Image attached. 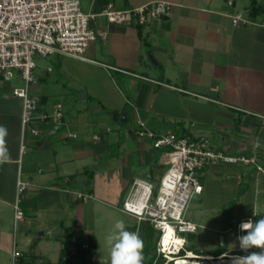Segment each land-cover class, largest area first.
I'll use <instances>...</instances> for the list:
<instances>
[{"label":"crops","instance_id":"1","mask_svg":"<svg viewBox=\"0 0 264 264\" xmlns=\"http://www.w3.org/2000/svg\"><path fill=\"white\" fill-rule=\"evenodd\" d=\"M156 1L172 4L170 15L143 26L99 16L108 3L126 10ZM255 1L262 10L251 15V0H80L84 14L97 15L91 26L108 38L92 43L86 59L53 55V66L35 73L37 114L62 112L60 120L34 124L37 136L22 133V100L0 79V125L12 158L0 165V264L10 263L13 250L16 264H90L83 244L94 264L110 260L109 246L101 258L107 209L120 211L134 179L160 182L166 165L164 152L159 164L157 149L135 134L140 123L156 135L186 132L207 138L216 152L252 158L202 170L200 196L209 184L220 194L244 181L259 207L231 222L264 219V0ZM18 179L29 186L20 203L25 218L14 228ZM72 191L93 198L82 202ZM240 197L236 214L244 210ZM142 223L126 230L145 231Z\"/></svg>","mask_w":264,"mask_h":264},{"label":"built area","instance_id":"2","mask_svg":"<svg viewBox=\"0 0 264 264\" xmlns=\"http://www.w3.org/2000/svg\"><path fill=\"white\" fill-rule=\"evenodd\" d=\"M171 9L172 4L164 1L126 10H118L112 3H108L99 16L110 24L130 25L134 22L143 26L152 19L169 16ZM96 17L81 11L80 0H0V79L10 82L17 74L24 83V86L14 87L11 91L13 96L22 100V133L28 130L37 136L40 131L34 124L62 118L60 109L51 114H37L39 100L30 92L31 87L38 82L34 73V56L45 58L58 54L86 59L85 54L92 43L106 41L108 38L107 30L91 26V21ZM233 24L248 22L234 18ZM135 134L139 138H148L155 149L164 150L168 168L160 179L155 196L154 185L150 181L134 179L120 211L137 222L149 223L159 233L156 260L161 258L167 264H176L177 258L187 256V240L182 235L195 234L197 231V224L185 220V212L189 201L202 192L199 173L217 162L249 164L254 160L246 156L216 152L207 138L186 132L156 135L140 123ZM28 186V183L18 179L13 203L14 228L25 218L20 203ZM72 193L76 200L82 202L93 198L92 194L81 191ZM241 221L244 220H232L238 231ZM169 229L176 242L172 246L163 243ZM81 248L87 251L90 246L83 244ZM181 251H184L183 255H180ZM19 257L20 253L13 250L9 264H16Z\"/></svg>","mask_w":264,"mask_h":264},{"label":"rangeland","instance_id":"3","mask_svg":"<svg viewBox=\"0 0 264 264\" xmlns=\"http://www.w3.org/2000/svg\"><path fill=\"white\" fill-rule=\"evenodd\" d=\"M82 9L85 10V5L82 3L81 5ZM52 56L49 57H41L39 55L34 56V61L36 63V67L34 70V73L39 72L42 68H46L51 64V59ZM53 66V65H52ZM56 70V69H55ZM56 72V71H55ZM11 84V89L14 87H22L24 86L23 81L20 79V77L15 74L14 77L8 82ZM35 95V94H34ZM131 122H129L130 124ZM148 140V139H147ZM151 148H153L152 142L148 140ZM158 151V163L160 164V156L161 152H164L163 149H157ZM168 168V165H162L161 164V169L162 172H165L166 169ZM204 170V169H203ZM246 182L242 181L241 186L238 191L235 192H225V193H216L214 192V185L209 184L208 185V192H206L205 196H195L192 198L187 206L186 212H185V220L190 221V222H195L197 224V231L195 234H183L182 236L185 237L187 240V249L191 250L192 253L194 252H213L216 249H223L226 251H238L240 249L239 242L237 240L238 235H242L235 227V225L232 224L231 218L239 215H244L249 214L251 212L253 203L256 207H259V196H255V201L253 202V192L248 191L246 193L244 190L248 187L245 185ZM158 185H159V179L154 183V190H153V196H155L158 192ZM215 188V187H214ZM242 198L244 197L245 200L243 201L242 204H244V210L242 211L243 214H236V210H234V201L237 198ZM215 198V199H214ZM123 203V202H122ZM122 203L119 204V206L122 205ZM202 204V205H201ZM204 207L206 208H215V210H212V212L207 211L204 212ZM109 215L107 216L108 219H110L109 223L106 224L105 226H101V258H107L106 254V248L108 245L105 242V234L107 235L114 229V225L118 220H123L126 226H131V225H136V219L124 214L123 212L118 211L115 208H108L107 209ZM261 210V209H260ZM256 213L260 212L259 209L256 208ZM238 221L241 220L242 217H237ZM215 223L217 222L220 227H218V230H214L211 227H207V223ZM223 222V223H222ZM144 225V223H142ZM140 225V223H139ZM212 226V225H208ZM140 231L138 232L140 237H142L144 231L142 227L139 226ZM228 230L227 232H225ZM157 236L159 235L158 232ZM221 237L224 238V243L221 240ZM152 250L155 251V245H152ZM241 250V249H240ZM243 253L242 251H240ZM93 255V250H87V256L89 259L90 264H94L93 262L96 261L95 258L92 257ZM143 255L145 256V261L146 264H150L153 257L148 259V255H146L145 250H143ZM229 255V254H228ZM86 256V257H87ZM234 256V255H231ZM110 259V257H109ZM107 262L103 263L101 260V264H110V260L106 259ZM227 260H230L227 258ZM198 261H201L198 259ZM210 262V261H209ZM167 264V263H163ZM170 264V263H168ZM177 264V263H176ZM230 264V261L228 262Z\"/></svg>","mask_w":264,"mask_h":264},{"label":"clouds","instance_id":"4","mask_svg":"<svg viewBox=\"0 0 264 264\" xmlns=\"http://www.w3.org/2000/svg\"><path fill=\"white\" fill-rule=\"evenodd\" d=\"M7 136L8 129L0 125V165L12 162L6 143ZM238 229L240 233H246L238 235L237 240L240 249L248 254L230 257V264H264V219L241 221ZM105 242L110 250V264H144V242L138 232L126 230L123 220L115 223L114 229L106 235ZM251 249L259 251H249ZM177 264H183L182 257L177 258Z\"/></svg>","mask_w":264,"mask_h":264},{"label":"trees","instance_id":"5","mask_svg":"<svg viewBox=\"0 0 264 264\" xmlns=\"http://www.w3.org/2000/svg\"><path fill=\"white\" fill-rule=\"evenodd\" d=\"M261 7L259 5H257L256 1L255 0H251V8H250V14L251 15H254L256 14L257 12L261 11ZM184 132L182 133H175V134H183ZM256 221V219H255ZM143 223H146V222H143ZM242 235L243 234H246V233H241ZM143 242H144V250H145V253L146 255H148V253H150L149 251L152 250V245H155V251H156V244H157V241L159 239V235L157 236V233L156 231L153 229V227L149 224V223H146V230L144 231L143 233V236L140 237ZM187 246V245H186ZM187 252H191V250L187 249V247H185ZM80 248L78 247V251ZM154 251V252H155ZM240 251L242 250H238V251H226V250H223V249H216L214 250L212 253L211 252H194V255L196 256H206V255H211L213 257H218L222 254H229V255H237V256H244V255H247L248 253L242 251L243 253H241ZM249 251H259L258 249H251ZM184 254V251H181L180 252V255H183ZM198 254V255H197ZM83 258L85 259V257L83 256ZM164 263V259H161V258H158L156 260V255H154L152 261L150 264H163ZM170 264H173L172 262H170Z\"/></svg>","mask_w":264,"mask_h":264},{"label":"bare ground","instance_id":"6","mask_svg":"<svg viewBox=\"0 0 264 264\" xmlns=\"http://www.w3.org/2000/svg\"><path fill=\"white\" fill-rule=\"evenodd\" d=\"M163 243L165 245H170L172 246L175 242V238H173V232L171 229H169L166 232L165 237L163 238ZM172 249V247L170 248V250ZM198 255V254H197ZM237 256V255H234ZM230 257H232L231 255H227V254H222L220 255L218 258H216V260L213 258V256L206 255V256H196L191 252H187V256L183 257V264H228V262L230 260H227V258L230 259ZM198 259L202 260V261H208L205 263H202L200 261H198ZM210 261V262H209ZM218 261V262H217Z\"/></svg>","mask_w":264,"mask_h":264},{"label":"water","instance_id":"7","mask_svg":"<svg viewBox=\"0 0 264 264\" xmlns=\"http://www.w3.org/2000/svg\"><path fill=\"white\" fill-rule=\"evenodd\" d=\"M221 238H222V237H221ZM154 255H155V252H154V251H151V252L149 253L148 259H149V258H152ZM217 262H218V261H217ZM202 263H204V262H202ZM144 264H146V262H144Z\"/></svg>","mask_w":264,"mask_h":264}]
</instances>
